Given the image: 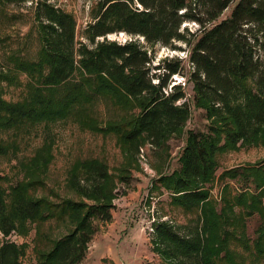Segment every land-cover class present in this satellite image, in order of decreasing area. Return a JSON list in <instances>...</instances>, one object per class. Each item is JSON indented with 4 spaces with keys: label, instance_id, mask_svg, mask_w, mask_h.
<instances>
[{
    "label": "trees",
    "instance_id": "1",
    "mask_svg": "<svg viewBox=\"0 0 264 264\" xmlns=\"http://www.w3.org/2000/svg\"><path fill=\"white\" fill-rule=\"evenodd\" d=\"M26 2L32 4L39 49L36 60L22 59L16 66L35 85L19 101H7L0 93V131L64 120L89 88L101 99L111 98L122 110L109 125L129 155H136L145 144L159 148L167 136L183 129L191 101L181 85L171 84L180 73V61L164 58L153 64L151 52L156 44L183 41L191 47L193 99L209 125L206 131L188 132L181 166L158 182L174 206L196 214L197 219L183 226L156 221L154 242L169 264H241L236 250H223L232 240L264 262V162L223 172L219 202L208 186L215 181L222 152L264 139V0H93L92 20L84 30L88 43L76 42L73 15L54 0H0V6ZM232 5L228 17L212 23ZM186 22L202 28L191 33L183 26ZM120 32L130 39H107ZM76 71L86 75L87 81L71 83ZM48 144L31 164L50 153ZM41 166L46 165L39 163L40 170L36 169L39 180ZM68 173V186L80 196L78 200L45 202L29 192L42 186L38 179L17 182L7 194L0 189L3 237L27 222L51 217L67 225V231L41 253L43 264H80L97 222L112 219L107 165L95 158L84 159ZM230 180L240 182L239 187ZM256 214L262 223L249 243L246 220ZM24 256L23 245L7 239L0 242V264H21Z\"/></svg>",
    "mask_w": 264,
    "mask_h": 264
},
{
    "label": "rangeland",
    "instance_id": "2",
    "mask_svg": "<svg viewBox=\"0 0 264 264\" xmlns=\"http://www.w3.org/2000/svg\"><path fill=\"white\" fill-rule=\"evenodd\" d=\"M54 1L57 6L73 15L76 22V42L88 43L84 30L92 20L93 0ZM232 7L233 5L212 23L228 17ZM183 26H187L191 33H199L202 28L193 22H186ZM35 27L30 2L19 6H0V93L7 101L23 100L35 85L34 79L16 66L19 60L37 59L39 42ZM187 36L191 39L189 33ZM107 39L125 42L130 36L120 32L109 34ZM140 42L144 43L141 38ZM145 46L148 48V45ZM153 49V64H158L164 58L180 61V73L172 77L171 84L181 85L191 101V113L183 129L167 136L159 148L145 144L136 155H129L126 144L109 125V121L120 116L122 110L114 105L111 98L103 96L101 99L99 94H94L89 88L80 97L79 103L69 109V116L64 120L9 132L0 131V146L4 151L0 153V189L6 194L9 187L17 182L39 180V171L36 169L40 163L46 165L41 166L42 171L44 167L39 180L42 186L32 188L29 191L31 194L55 204L65 198L78 200L80 196L68 186L70 168L81 160L91 158L107 165L110 174L108 189L110 200L114 204L113 216L107 224L97 222L98 229L89 243L85 261L80 264H115V261L129 264L127 257H131V264H169L161 257L154 242V223L168 220L183 226L190 223L191 219L196 222V214L186 213L174 206L171 195L158 182L161 177L172 174L181 166L180 155L188 132L206 131L209 125L204 110L197 107L193 99L190 75L194 67L189 58L191 47L183 41H177L173 45L156 44ZM86 79V75L76 71L71 83L81 84ZM89 106L91 107L88 108ZM84 107L88 110L82 111ZM261 141L258 144H240L219 155L215 181L208 185L214 199L218 202L221 199L223 182L219 177L223 172L264 162V139ZM46 142L49 143L50 153L40 156L31 164L32 158L44 148ZM228 182L239 187L240 182L237 180ZM261 223L262 219L257 214L246 220V239L249 243L257 237ZM66 231L65 223L51 217L45 221L27 222L6 237L0 232V242L7 239L25 247L21 264H43L41 253L48 250L53 240ZM240 243L232 240L223 250H236L241 255V264H264L257 261Z\"/></svg>",
    "mask_w": 264,
    "mask_h": 264
},
{
    "label": "crops",
    "instance_id": "3",
    "mask_svg": "<svg viewBox=\"0 0 264 264\" xmlns=\"http://www.w3.org/2000/svg\"><path fill=\"white\" fill-rule=\"evenodd\" d=\"M113 214V213H112ZM113 216V215H112ZM108 223V222H107ZM107 223H105V224H107ZM127 259L129 260L128 262H129V264H131L132 263V259H131V257H127ZM83 261H85V259L83 260ZM82 261V262H83ZM131 262V263H130ZM101 263V262H100ZM115 264H119V263H117V261H115Z\"/></svg>",
    "mask_w": 264,
    "mask_h": 264
}]
</instances>
